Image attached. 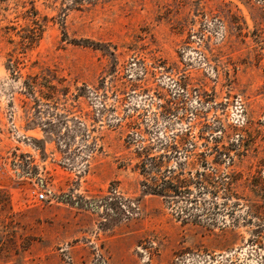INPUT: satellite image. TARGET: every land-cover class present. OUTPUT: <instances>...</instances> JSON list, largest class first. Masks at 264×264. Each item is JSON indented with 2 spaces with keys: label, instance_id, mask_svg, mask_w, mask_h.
<instances>
[{
  "label": "rangeland",
  "instance_id": "374dc122",
  "mask_svg": "<svg viewBox=\"0 0 264 264\" xmlns=\"http://www.w3.org/2000/svg\"><path fill=\"white\" fill-rule=\"evenodd\" d=\"M0 264H264V0H0Z\"/></svg>",
  "mask_w": 264,
  "mask_h": 264
},
{
  "label": "built area",
  "instance_id": "2783aa9c",
  "mask_svg": "<svg viewBox=\"0 0 264 264\" xmlns=\"http://www.w3.org/2000/svg\"><path fill=\"white\" fill-rule=\"evenodd\" d=\"M30 177H33V175H30ZM38 198L40 201H43V202L44 201L45 202H52L54 199V193L49 189H45L44 191L39 192Z\"/></svg>",
  "mask_w": 264,
  "mask_h": 264
}]
</instances>
